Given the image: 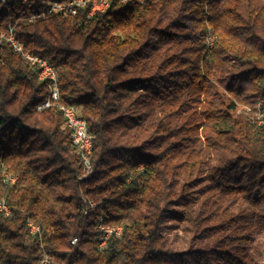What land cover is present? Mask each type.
<instances>
[{"label": "trees", "instance_id": "trees-1", "mask_svg": "<svg viewBox=\"0 0 264 264\" xmlns=\"http://www.w3.org/2000/svg\"><path fill=\"white\" fill-rule=\"evenodd\" d=\"M52 1L0 0V36L11 27L55 68L58 102L92 136L90 172L59 108L36 109L48 97L38 68L2 40L0 262L177 264L168 233L182 222L197 238L188 259L264 264V105L261 124L236 114L264 100V0H112L36 17ZM100 226L121 234L100 246Z\"/></svg>", "mask_w": 264, "mask_h": 264}, {"label": "built area", "instance_id": "built-area-1", "mask_svg": "<svg viewBox=\"0 0 264 264\" xmlns=\"http://www.w3.org/2000/svg\"><path fill=\"white\" fill-rule=\"evenodd\" d=\"M6 2L7 0H1ZM11 2H21L24 3L26 0H9ZM120 3L125 4L119 0ZM108 0H66V1H52L48 5V11L38 13L36 17H41L45 14H58L73 16L80 9H86L87 16H92L96 13H103V9H109ZM1 36H4V41H7L15 52L20 53L21 55H27V61L38 68V74H46V82L48 86V97L47 99L40 104L42 108L48 107L50 104L59 103L58 91L59 87L57 84V73L55 68L48 63L47 60L30 54L29 52L24 51L23 46L17 41L16 36L13 34L11 27L8 28V32L2 33ZM260 103L264 104V100H261ZM68 114H72L76 120V128L64 127L70 132V137L73 146L75 147V152L80 158L83 164V175L87 176L90 172V160L84 159V152L90 151L92 147V136L87 130V127L84 126V120L78 115V108L76 106H68ZM261 122V120L259 121ZM258 122V123H259ZM15 182V177H12V184ZM8 210L7 206L0 207V211ZM29 232H39L38 226L32 224L31 222L27 223ZM100 229L103 230L104 236L100 243V246H104L107 238L111 235L119 236V231L122 230L121 226H100ZM76 241V239H75ZM4 264V263H0ZM38 264H52L50 259L44 255Z\"/></svg>", "mask_w": 264, "mask_h": 264}, {"label": "rangeland", "instance_id": "rangeland-1", "mask_svg": "<svg viewBox=\"0 0 264 264\" xmlns=\"http://www.w3.org/2000/svg\"><path fill=\"white\" fill-rule=\"evenodd\" d=\"M257 109H258L257 103L255 104L254 102H251V103L239 102L237 103L236 114H243V113L246 115L254 114L257 119L262 118V115L260 117L259 115L260 113L257 112ZM254 110H256V112ZM78 112H79V109H78ZM261 122H259L258 124H261ZM241 202L240 200H238V203H236L232 207V209L239 210V208L245 209L246 207H248L247 201H241ZM263 202H264V195H263ZM168 236L170 240L173 242V244L179 250L180 255L182 254L181 259H179L177 264H208L206 258L198 254H193V259H188V255H184L190 252L191 250H193V248H195V245H196L194 243H197V238L194 236V233L188 230L187 224L178 222L177 227L169 230ZM198 242H200L199 239H198ZM259 243H260V248H262V251L259 253L260 259L262 262H264V235H262L259 238ZM232 244H235L234 240H232Z\"/></svg>", "mask_w": 264, "mask_h": 264}, {"label": "bare ground", "instance_id": "bare-ground-1", "mask_svg": "<svg viewBox=\"0 0 264 264\" xmlns=\"http://www.w3.org/2000/svg\"><path fill=\"white\" fill-rule=\"evenodd\" d=\"M28 1V0H26ZM56 1V0H55ZM111 1L112 0H108V6L111 5ZM123 2H127L128 0H121ZM108 9H103V13L106 12ZM48 11V7L44 10V11H41L40 13L42 12H47ZM61 16H64V17H67L66 15H61ZM4 40V36H0V42ZM7 42V41H6ZM24 59L27 60V55H22ZM38 79L41 80V81H46V74H38ZM58 98H59V91H58ZM42 104V103H41ZM261 105H264L263 103H260L258 102V107L261 106ZM49 106H55L57 108H59L60 112H61V115L63 117V120H64V127H68V128H76V120L74 119V116L72 114H68V106H65V105H61L60 103H54V104H50L48 105ZM37 110H41L43 109L42 106H37L36 108ZM260 117H261V114H259ZM261 118L257 119V121L259 122ZM84 126H86V123L84 121ZM90 154H91V150L90 151H87V152H84V159L85 160H90ZM12 177L11 175L9 174H3L2 175V181L5 182V183H11L12 182ZM82 177H85V176H82ZM3 206H6L3 202L1 203L0 202V207H3ZM3 212L4 214H8L9 213V210H3L1 211ZM31 234H35V232H30ZM121 234V230L119 231V235ZM77 241V239H76ZM75 239L72 240V244H75L76 243ZM2 263V262H0Z\"/></svg>", "mask_w": 264, "mask_h": 264}]
</instances>
